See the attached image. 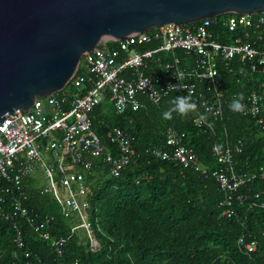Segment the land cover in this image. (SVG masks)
Wrapping results in <instances>:
<instances>
[{
	"label": "trees",
	"instance_id": "obj_1",
	"mask_svg": "<svg viewBox=\"0 0 264 264\" xmlns=\"http://www.w3.org/2000/svg\"><path fill=\"white\" fill-rule=\"evenodd\" d=\"M229 15L216 16L209 27L218 41L229 42L241 35L258 49H264V24L257 28L239 27L232 32L224 25ZM154 44L146 43L140 48H152ZM108 45L116 44L110 40ZM174 56L182 67L194 63L193 54L182 49L161 53L162 60H172ZM240 69L245 70L244 74ZM86 70L82 56L76 73L85 74L86 81L78 89L68 83L71 93H82L90 87L92 78ZM144 70L153 72L150 68ZM218 70L221 83L217 87L207 79L187 77L194 83V95L199 99L214 105L218 95L221 112L216 116L196 103V110L187 116L173 113L172 119H164L171 100L185 96L180 90L169 93L157 104L138 97L137 109L126 108L120 113L108 98L101 101L90 113L94 130L106 137L111 127L121 128L130 136L139 156L118 176L108 174L106 165L96 160L86 177L87 213L96 245L90 246L86 234L77 233L78 230L70 235V227L77 220L65 217L56 198L51 193H40L31 179L25 187L26 206L32 216L51 217L45 227L52 237L66 239L63 253L58 255L32 224L19 218L29 250L25 257L14 242L11 222L0 219V264H264V207H248L245 203L236 205L232 216H222L217 205L222 192L212 177L204 178L191 166L183 167L152 153V148L171 150L166 133L174 129L184 133L180 143L208 167L216 165L212 154L216 141H242V152L234 155L238 171L249 173L264 164V130L255 117L229 110L238 94H243L246 105L248 94L256 91L263 97L259 115L264 116V71H252L236 58L219 60ZM198 117L203 119L200 123L196 121ZM106 146L110 144L106 142ZM248 188L250 193H261L264 178L255 177ZM260 200L256 199L258 203ZM241 234L246 241L256 242L254 251L246 252L240 247Z\"/></svg>",
	"mask_w": 264,
	"mask_h": 264
},
{
	"label": "built area",
	"instance_id": "obj_2",
	"mask_svg": "<svg viewBox=\"0 0 264 264\" xmlns=\"http://www.w3.org/2000/svg\"><path fill=\"white\" fill-rule=\"evenodd\" d=\"M252 15L230 14L224 25L229 31L239 27L264 24V11ZM215 17L205 18L192 24L167 23L150 28L119 40H111L116 45H108V40L98 42L90 51L84 52V66L91 75L92 82L84 92L62 90L36 97L26 110L16 109L0 123V219L10 221L14 229V242L18 249L29 250L25 245L18 219L32 224L45 241L63 253L64 237H52L46 229L51 217L31 215L26 206L28 194L25 187L36 170H40L46 184L37 186L40 193H51L60 205L65 217L77 222L70 227V235L83 229L89 245H96L88 219V184L86 177L91 174L96 160L106 165L108 174L118 176L121 170L134 161L139 154L132 145L130 136L114 126L101 137L92 126L90 113L105 98H108L116 112L139 107L138 97L157 104L173 91L180 90L191 96L196 104L204 106L210 115L220 111L219 97L214 105L208 100L195 96L194 83L187 77L207 79L213 87L221 83L218 61L236 58L252 71H264V49H258L253 42L237 35L229 42H220L209 30ZM146 43H155L152 48L141 49ZM182 49L193 54L194 63L182 67L179 58L162 60V52ZM153 72L146 73L144 69ZM164 76L165 80H164ZM85 74L76 73L68 83L73 88H81L86 81ZM67 83V84H68ZM262 94L251 91L247 96L246 111L243 114L256 118L264 130V116H260ZM201 117L197 122H201ZM184 133L170 129L166 133V143L171 150L152 148L160 159H171L183 167H193L204 178L212 177L222 192L218 201L221 215L230 217L236 205L264 207V191L250 193L248 185L255 177L264 178V164L257 170L245 173L235 168V153H241L243 143L232 144L216 141L212 145L215 167H208L197 159V155L181 144ZM106 142L110 144L106 146ZM149 151V149H146ZM256 199H261L260 203ZM39 219V221H38ZM69 235V236H70ZM238 244L246 251L256 249L254 240H245L241 234ZM70 264V263H64Z\"/></svg>",
	"mask_w": 264,
	"mask_h": 264
},
{
	"label": "water",
	"instance_id": "obj_3",
	"mask_svg": "<svg viewBox=\"0 0 264 264\" xmlns=\"http://www.w3.org/2000/svg\"><path fill=\"white\" fill-rule=\"evenodd\" d=\"M262 11L264 0H0V123L61 90L98 42Z\"/></svg>",
	"mask_w": 264,
	"mask_h": 264
},
{
	"label": "clouds",
	"instance_id": "obj_4",
	"mask_svg": "<svg viewBox=\"0 0 264 264\" xmlns=\"http://www.w3.org/2000/svg\"><path fill=\"white\" fill-rule=\"evenodd\" d=\"M244 69H240V73L244 74ZM244 96L238 94L229 104V110L234 113H244L246 105L243 103ZM171 106L163 113V118L166 120L173 118V113L180 116H187L190 112L195 111L197 105L191 100V96H178L171 100Z\"/></svg>",
	"mask_w": 264,
	"mask_h": 264
},
{
	"label": "rangeland",
	"instance_id": "obj_5",
	"mask_svg": "<svg viewBox=\"0 0 264 264\" xmlns=\"http://www.w3.org/2000/svg\"><path fill=\"white\" fill-rule=\"evenodd\" d=\"M62 90L69 91L68 84H66L65 88ZM31 179H32L33 185H35V186H42V185L46 184L45 177L40 170H36ZM77 233L84 234V231H83V229H79L77 231Z\"/></svg>",
	"mask_w": 264,
	"mask_h": 264
}]
</instances>
